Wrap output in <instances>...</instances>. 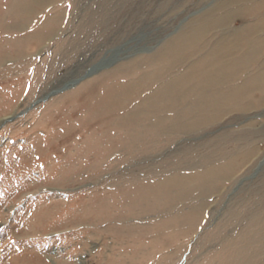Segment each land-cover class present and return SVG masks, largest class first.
<instances>
[{
	"label": "rangeland",
	"instance_id": "374dc122",
	"mask_svg": "<svg viewBox=\"0 0 264 264\" xmlns=\"http://www.w3.org/2000/svg\"><path fill=\"white\" fill-rule=\"evenodd\" d=\"M12 114L0 264H264V0H0Z\"/></svg>",
	"mask_w": 264,
	"mask_h": 264
},
{
	"label": "bare ground",
	"instance_id": "6f19581e",
	"mask_svg": "<svg viewBox=\"0 0 264 264\" xmlns=\"http://www.w3.org/2000/svg\"><path fill=\"white\" fill-rule=\"evenodd\" d=\"M242 48V47H241ZM130 49V48H129ZM124 50V48L122 49V47H120V48H116L115 50H113V53L111 54V56L110 57H105V58H103V60L101 61V62H97L96 64H94L93 66H91L88 70H87V72L85 73V74H83V75H81V76H78V77H73V78H71V79H68L67 81H66V83L64 84V85H62V86H60V88H58V89H63L64 87H68L69 85H71V84H73V83H75V82H77L79 79H81L82 77H84V76H86V75H89V74H91L92 72H94V71H96V70H98L100 67H102V66H104V65H106V64H110V63H112V62H114L115 60H117L118 59V57H120V55H121V53H122V51ZM227 50V49H226ZM231 50V49H230ZM121 51V52H120ZM120 52V53H119ZM228 52V51H227ZM104 63H106V64H104ZM200 64V63H199ZM198 64V65H199ZM197 67V66H196ZM199 70V69H198ZM167 71V70H166ZM199 72V73H198ZM201 73V74H200ZM207 75V77H209V76H212V74L210 75V73L206 70V69H200L199 71H194L193 72V74L191 75V77H189V76H184L183 78L185 79V80H187L188 81V83L186 82V84H184V83H181L182 85H181V87L180 88H182V93H190V91H189V89L191 88L192 89V87H193V84L196 82V81H199V80H203V79H200L201 77H205ZM162 76V75H161ZM216 77V76H215ZM209 80H210V78H208ZM208 85V84H207ZM185 87V89L183 90V87ZM204 86V85H203ZM171 88V87H170ZM194 88V87H193ZM58 89H56V88H54V89H52L50 92H48L46 95H50V93H53V92H56V91H58ZM141 90L143 89V88H140ZM140 89H138V90H140ZM107 93V92H106ZM111 94V93H110ZM109 94V95H110ZM45 95V96H46ZM107 95V94H106ZM171 95V94H170ZM178 95V94H177ZM176 94H175V96H177ZM105 96V95H104ZM181 96H183V95H181ZM108 97V96H107ZM110 97V96H109ZM158 97V96H157ZM172 97V96H171ZM106 98V97H105ZM105 98H102V99H105ZM163 99V98H162ZM112 100V99H111ZM110 100V101H111ZM102 101V100H101ZM100 101V102H101ZM98 103V102H97ZM105 103V102H104ZM111 103V102H110ZM112 103H113V105H114V103L115 102H113L112 101ZM112 103H111V105H112ZM102 105V104H101ZM100 105V106H101ZM113 105H112V107H113ZM116 105H117V103H116ZM208 105V104H207ZM97 106H99V103L97 104ZM173 106V105H172ZM175 106V105H174ZM101 108V107H100ZM96 109V108H95ZM161 110V109H160ZM193 112H194V110H192L191 108H188V111L187 112H184V115L185 116H187V120H185L183 123H181L182 121H179V120H175V121H172L171 123H170V126H172V128L173 129H177V128H180V127H182V125L183 126H188L189 124H191L192 123V121H191V118H192V116L194 115L193 114ZM14 115L12 114V115H7V116H3V117H1L0 118V123H2V122H4V121H6L7 119H11L12 117H13ZM132 116V117H131ZM133 116L134 115H131V114H129V115H127V117L129 118L130 117V119L132 120L133 119ZM189 116V117H188ZM128 118H126L127 120H129ZM178 119V118H177ZM190 120V121H189ZM187 121H189V122H187ZM164 124V123H163ZM171 128V129H172ZM145 141H146V139H145ZM145 144V143H144Z\"/></svg>",
	"mask_w": 264,
	"mask_h": 264
}]
</instances>
